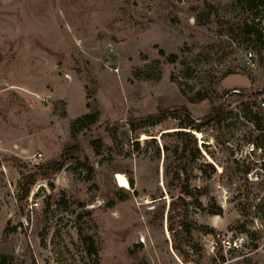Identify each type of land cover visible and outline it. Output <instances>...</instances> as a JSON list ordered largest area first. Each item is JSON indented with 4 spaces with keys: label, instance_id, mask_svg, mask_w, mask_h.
I'll return each instance as SVG.
<instances>
[{
    "label": "rangeland",
    "instance_id": "374dc122",
    "mask_svg": "<svg viewBox=\"0 0 264 264\" xmlns=\"http://www.w3.org/2000/svg\"><path fill=\"white\" fill-rule=\"evenodd\" d=\"M249 13L239 0H0L6 264H264V131L245 108L264 119V51L236 31ZM182 106L196 125L220 109L197 132L182 114L137 126ZM216 233L238 249L210 254Z\"/></svg>",
    "mask_w": 264,
    "mask_h": 264
},
{
    "label": "trees",
    "instance_id": "16d2710c",
    "mask_svg": "<svg viewBox=\"0 0 264 264\" xmlns=\"http://www.w3.org/2000/svg\"><path fill=\"white\" fill-rule=\"evenodd\" d=\"M239 3H243L245 7L247 8L249 13V18H247L245 21L241 22L237 26V30L239 35H242L246 40L252 39V42L255 43L258 50L264 51V0H239ZM210 9V6H208ZM209 19V13L206 14H199L197 17L198 23H205ZM160 55H163V52H159ZM169 61L175 62L176 57L174 55H171L169 57ZM231 74V72H228L226 75ZM182 95L184 98H186L191 103H198L205 100L212 101L210 92H197L194 96L188 97L186 94L182 91ZM246 109H250L251 112V122L253 123V126L255 130L260 132V137H263V131H264V119L260 112V110H257L255 112H252V108L256 106L255 102H250L245 104ZM220 107L213 106L212 111L209 115L205 116L200 124H195V121L191 118L188 110L186 107L182 106L178 109L174 110H159L157 114L149 115L146 117L139 118L137 120V126L138 127H150L160 124L162 121H164L167 117L173 116L176 119L181 118V114L183 115V119H185L184 124V130H190V131H199L200 126L203 125L206 122L212 121L214 118L217 117L219 113ZM98 114L97 113H90V114H84L75 120L72 121L70 125L71 134L75 136L79 131H81L84 128H87L89 125L94 124L97 121ZM189 132L186 131H176L174 132V135L182 139L183 137L189 139V143L191 144L192 148V159H195L197 155H199V151L196 146V139L194 136ZM76 147L73 146L71 149H64L61 153L60 160L57 162H54L52 164V168L55 171H60L66 160L67 155H71L73 150H75ZM182 152H185V148H182ZM89 171L91 172L92 169L89 168ZM130 186H133V182L129 181ZM183 192L187 196H191V192L187 190V187L183 189ZM211 214H220V210L218 212H212ZM83 243L86 245V252L89 256L96 254L95 247L93 245L92 239L90 237H83L82 239ZM8 261V258L6 256L0 257V264H6Z\"/></svg>",
    "mask_w": 264,
    "mask_h": 264
},
{
    "label": "built area",
    "instance_id": "2783aa9c",
    "mask_svg": "<svg viewBox=\"0 0 264 264\" xmlns=\"http://www.w3.org/2000/svg\"><path fill=\"white\" fill-rule=\"evenodd\" d=\"M177 3L182 5H189L194 0H175ZM245 56L248 60L253 58L254 55L251 52H247ZM235 93H238L237 90H234ZM49 96L45 99L48 101ZM261 107L264 108V102H261ZM238 249L237 242L231 236H223L219 233L214 234L211 239L208 241L207 250L210 254L215 255L219 250L227 252L229 250Z\"/></svg>",
    "mask_w": 264,
    "mask_h": 264
}]
</instances>
